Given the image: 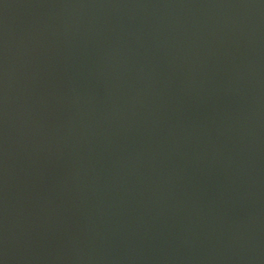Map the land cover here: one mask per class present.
<instances>
[{
	"label": "water",
	"instance_id": "95a60500",
	"mask_svg": "<svg viewBox=\"0 0 264 264\" xmlns=\"http://www.w3.org/2000/svg\"><path fill=\"white\" fill-rule=\"evenodd\" d=\"M0 264H264V0H0Z\"/></svg>",
	"mask_w": 264,
	"mask_h": 264
}]
</instances>
